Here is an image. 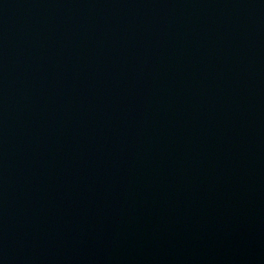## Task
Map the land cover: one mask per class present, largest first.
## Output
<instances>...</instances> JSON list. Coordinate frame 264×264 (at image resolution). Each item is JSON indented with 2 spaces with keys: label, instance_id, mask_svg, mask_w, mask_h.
Listing matches in <instances>:
<instances>
[{
  "label": "water",
  "instance_id": "95a60500",
  "mask_svg": "<svg viewBox=\"0 0 264 264\" xmlns=\"http://www.w3.org/2000/svg\"><path fill=\"white\" fill-rule=\"evenodd\" d=\"M0 264H264V0H0Z\"/></svg>",
  "mask_w": 264,
  "mask_h": 264
}]
</instances>
